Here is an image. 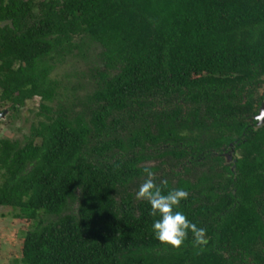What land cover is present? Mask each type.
Listing matches in <instances>:
<instances>
[{"label":"trees","instance_id":"16d2710c","mask_svg":"<svg viewBox=\"0 0 264 264\" xmlns=\"http://www.w3.org/2000/svg\"><path fill=\"white\" fill-rule=\"evenodd\" d=\"M0 21V100L45 112L22 145L0 142V207L34 224L22 264L261 261L264 0H0ZM85 41L100 49L86 110L54 113L47 58ZM146 167L189 193L175 210L202 250L191 232L178 251L154 238Z\"/></svg>","mask_w":264,"mask_h":264},{"label":"rangeland","instance_id":"374dc122","mask_svg":"<svg viewBox=\"0 0 264 264\" xmlns=\"http://www.w3.org/2000/svg\"><path fill=\"white\" fill-rule=\"evenodd\" d=\"M74 42L79 44L80 39L76 38ZM99 51L94 44L85 41L84 57H81L77 50H73L67 55L58 56L53 53L47 58V63L52 68L49 79L55 82L56 90L53 100L46 105L54 113L63 108L69 114L86 110V103L95 88L92 69H96L99 64ZM40 103V99L35 97L27 101L17 114L12 115L13 113L9 112L7 119L0 122V139L18 141L22 145L30 133V127L39 121L37 115ZM14 213L10 208L0 207V264H22V241L26 232L34 227L32 222L14 218Z\"/></svg>","mask_w":264,"mask_h":264},{"label":"clouds","instance_id":"9594fccd","mask_svg":"<svg viewBox=\"0 0 264 264\" xmlns=\"http://www.w3.org/2000/svg\"><path fill=\"white\" fill-rule=\"evenodd\" d=\"M146 179L140 184L135 198L146 201L150 205L149 216L158 217L153 221L154 238L165 251L180 250L188 238L193 234L192 247L203 249L207 244L206 230L198 228L190 222L186 215L178 210L181 201L188 198L189 193L184 189H172L165 192L167 181L155 182L156 174L150 168H144Z\"/></svg>","mask_w":264,"mask_h":264},{"label":"flooded vegetation","instance_id":"af4514ba","mask_svg":"<svg viewBox=\"0 0 264 264\" xmlns=\"http://www.w3.org/2000/svg\"><path fill=\"white\" fill-rule=\"evenodd\" d=\"M5 25V22H3V21H0V27H3ZM35 97H38V96H34L33 98H35ZM32 98V99H33ZM39 99H40V97H38ZM32 99H30V100H32ZM41 100V99H40ZM27 101H29V100H27ZM27 101H25L24 102V104L27 102ZM23 104V105H24ZM22 105V106H23ZM10 106H11V104H4L1 100H0V122H2L3 120H5V119H7V117H8V115H9V112H11V113H13L12 115H14V114H17L18 113V111H19V109L22 107V106H18L15 110H11L10 109ZM43 114H45V112L40 108V111H39V113H38V117L37 118H39V121H42V120H45V117L43 116ZM47 116H50V115H48L47 114ZM10 117V116H9ZM38 121V122H39ZM38 124V123H37ZM36 124V125H37ZM32 126H35V125H32ZM31 126V127H32ZM31 127H30V130H31ZM29 135H30V133H29ZM29 135L26 137V139L29 137ZM25 139V140H26ZM1 141H9V142H14V141H10V140H7V139H0V142ZM25 142V141H24ZM20 144V143H19ZM232 151V150H231ZM231 156H233V154H232V152L231 153H229V154H225V158L227 159L226 161H229L230 160V157ZM255 250H258V249H255ZM261 256V255H260ZM250 264V263H249ZM258 264H264V256H261V261L258 263Z\"/></svg>","mask_w":264,"mask_h":264},{"label":"water","instance_id":"95a60500","mask_svg":"<svg viewBox=\"0 0 264 264\" xmlns=\"http://www.w3.org/2000/svg\"><path fill=\"white\" fill-rule=\"evenodd\" d=\"M255 119H257L259 121L258 125L263 123V120H264V105H263V108L261 109L259 115Z\"/></svg>","mask_w":264,"mask_h":264}]
</instances>
